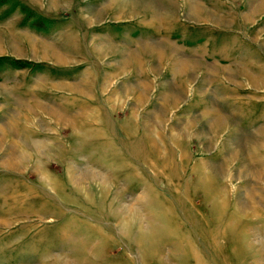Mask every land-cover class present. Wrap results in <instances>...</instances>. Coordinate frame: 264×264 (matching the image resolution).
<instances>
[{
  "label": "rangeland",
  "instance_id": "374dc122",
  "mask_svg": "<svg viewBox=\"0 0 264 264\" xmlns=\"http://www.w3.org/2000/svg\"><path fill=\"white\" fill-rule=\"evenodd\" d=\"M0 264H264V0H0Z\"/></svg>",
  "mask_w": 264,
  "mask_h": 264
}]
</instances>
